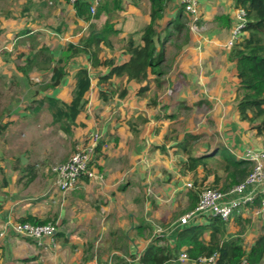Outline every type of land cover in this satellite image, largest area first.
<instances>
[{"label": "crops", "instance_id": "obj_1", "mask_svg": "<svg viewBox=\"0 0 264 264\" xmlns=\"http://www.w3.org/2000/svg\"><path fill=\"white\" fill-rule=\"evenodd\" d=\"M43 1L33 0L28 11L23 10L24 6L22 8L24 14L38 19L39 13L35 15L38 8L41 6L44 8L42 13H47L49 7L59 20L57 25L46 30L48 33L38 35V40L43 39L42 45L55 51L56 45L64 47L87 34L91 21L78 18L72 4L50 6ZM198 1L201 28L189 32L188 39L184 35L170 39L161 66L162 86L158 87L157 76L151 70L142 83L116 77L112 97L106 101L99 96L98 74L106 73L108 69L93 70L89 103L79 115L78 125L71 135L61 129L54 132L61 134L59 137L70 145L72 152L82 148L88 136L102 133L108 143V147L97 154V167L104 175L102 182L84 177L75 189L66 192L57 188L53 178L50 182L36 183L39 175L26 184L25 180L19 181L21 174L14 168L15 163H11L10 149L0 151V264H140L141 254L155 238L161 236L163 242L175 243L180 227L178 218L192 210L189 209L188 191L198 187L185 185L188 181L195 184L193 173L182 168L181 161L186 160V156L173 147L186 133L200 135L195 143L200 148L193 149L194 156L209 148L224 146L239 158L249 147L264 148V137L250 131L248 123L239 119L235 108L238 78L229 58L235 0ZM134 6L143 10V4ZM179 6V0H172L168 9L176 14ZM6 10L13 9L11 6L0 9L2 36L5 34L3 24L12 19L5 16ZM150 11L151 5L146 21L138 27L123 25L122 10L117 15L111 13L109 17L116 22L120 33L111 37L113 47H104L100 56H115L119 62L127 61L130 55L124 53V46L130 34H136L135 39L140 40L139 32L151 21ZM171 18L165 14L160 26ZM106 19L107 15H103L102 20ZM74 22L83 29L78 37L71 30ZM37 24L30 35L46 29ZM59 53L55 52L58 56ZM5 64V57L0 55V75L9 70ZM82 65L89 66L87 56L77 59L63 83L47 90L46 94L70 102L73 76ZM13 71L21 75L15 68ZM147 84L149 90L140 94L141 87ZM123 89H127V94L120 97ZM65 92L66 95L61 96L60 93ZM35 121L33 124L38 127ZM12 126L2 135L4 140ZM197 173L203 175L201 167ZM213 177L209 176L206 182L213 181ZM28 216L49 220L56 226V233L45 238L42 245L17 234L14 224ZM237 216L243 217V225L239 224ZM205 222L207 218L200 217L191 223ZM240 232L244 244L251 246L259 235L264 234V218L248 211L235 212L227 222L226 236ZM261 264H264V258Z\"/></svg>", "mask_w": 264, "mask_h": 264}, {"label": "trees", "instance_id": "obj_2", "mask_svg": "<svg viewBox=\"0 0 264 264\" xmlns=\"http://www.w3.org/2000/svg\"><path fill=\"white\" fill-rule=\"evenodd\" d=\"M51 1L61 0H44L43 3L49 5ZM130 1L138 7H141L146 1L149 2L151 21L139 32V41L135 39L136 34H130L124 46V53L130 55L127 61L119 62L115 56L105 58L100 56L104 47H113L111 37L120 33V30L116 28V22L109 16L111 13H119L123 9L124 3V0H104L94 15L91 14L90 6L86 2L78 1L73 5L77 17L89 20L91 24L87 34L82 35L78 42H69L60 48L59 56H56L50 46L41 44L34 53L31 52L26 56L23 64L17 62L15 69L24 79H29V74L36 68L52 69L49 89L56 88L63 83L65 78L70 75L71 65L77 59L87 56L89 62V66L78 67L73 76L72 100L70 102L46 94L40 99L34 100L37 102L36 106L31 105L27 109L33 110L37 114L46 107L52 118L51 123L58 126L67 135H71L73 129L78 125L79 115L89 103L88 95L92 88L91 71L108 69L106 73L98 74L101 88L99 96L106 101L112 97V84L116 77H127L130 81L142 83L147 80L148 72L151 70L157 76L158 87L162 86L163 70L161 66L166 59L167 44L171 38L179 35L189 38V32H192L189 25V14L180 5L175 16L167 20L161 27L160 22L165 18L172 0ZM33 3V0H27L23 10H30ZM238 8L246 10V22L238 41L232 45L229 56L234 63L235 74L238 78L234 96L235 108L239 119L248 123L249 130L258 137H264V0H235V9ZM4 13L7 18L14 17L11 10H6ZM103 15H107L105 21L102 20ZM31 31L24 30L21 35H30ZM147 90H149L148 84L141 87L139 92L145 94ZM126 94L127 89H123L119 96L125 97ZM10 124L11 122L0 120V137L9 129ZM91 137L92 135L84 146L91 142ZM199 138L200 135L186 133L183 139L173 146L186 156V160L181 161V166L193 173L194 186L198 187L188 191L189 209L195 208L198 204L199 187L205 185L209 176H214L210 187L228 191L243 182L253 167L251 161L243 157L237 158L224 146L209 148L200 155L194 156L192 147ZM104 148L103 142L96 146L91 165L97 169V154ZM161 148L165 150V147ZM78 150H74V152ZM213 164L214 166H211ZM200 167L203 170L202 176H198L197 173ZM14 168L21 174L19 181L25 180L26 184L33 182L39 175L37 163L26 162L22 168H19V165L15 163ZM205 217L207 218L205 223H190L180 226L174 244L163 242L164 238L161 236L155 238L141 254L140 264H191L192 260L200 256H209L214 252L219 253L218 264H236L244 258H247L250 264L262 263L264 234L259 235L254 244L246 246L241 232L237 235L226 236L227 222L221 217ZM239 218V224L243 225V217L237 216V219ZM20 222L46 224L49 223V220L28 216ZM183 252L189 256L190 261L187 263L180 260V255Z\"/></svg>", "mask_w": 264, "mask_h": 264}, {"label": "rangeland", "instance_id": "obj_3", "mask_svg": "<svg viewBox=\"0 0 264 264\" xmlns=\"http://www.w3.org/2000/svg\"><path fill=\"white\" fill-rule=\"evenodd\" d=\"M25 2L26 0H0L1 10L4 7L11 6L13 9L12 12L14 13V17L5 22L3 24L4 26L2 25L5 27L3 34L5 33L6 35L4 34V36H2L0 34V55H3L6 59L5 68H9L5 75H0V120L2 122H11L10 126L13 125L8 137L5 138V140L4 137L0 139V141L5 142L4 145L0 142V151H5L9 148V151L13 155L11 163L18 164L20 168H22L26 162L37 163L40 172L39 179L36 183L39 182V184H43L45 182H50L51 178H53V180L55 179L53 167L65 162L74 151L72 152L70 145L59 137L61 136L60 133V135L54 133L58 131L59 128L51 123V115L46 108L37 114H35L33 110L27 109L28 106H36L37 102L34 100L40 99L46 94V91L49 90L52 69L36 68L29 74V79H24L23 76H18L17 73L13 71L17 62L23 64L26 56L31 52L34 53L39 46H41L43 39L38 40V35L43 32L48 33L46 30H49L50 27L57 25L59 22V20L55 19L49 7L46 8L49 10L47 13H42L44 8L41 6L38 8V12L35 14L37 15L39 13L38 19L27 16L24 14V11H22ZM61 2L65 4L51 1L49 5H63L65 7L68 5L66 1L61 0ZM130 2V0H124L120 18L123 19H121L123 25L128 24L129 27L133 25L138 27L142 22L146 21L145 17L149 15L150 4L146 1L143 3V10H139V8L135 7ZM167 10V17H174L175 13L172 12L173 10ZM137 16H139V19H137ZM36 20H38V24ZM165 22L166 19L164 23ZM36 24L46 29L42 31L38 30V33L32 35H21L24 30L34 29ZM71 30L73 33L78 34V37L83 29L81 25L74 22V26ZM44 38L47 37L45 36ZM52 43H54V41ZM51 46H54V44ZM60 48H62L61 44L59 46L56 45L55 52L58 53ZM56 56L58 55L56 54ZM12 71L13 74L10 75ZM60 94L61 96L66 95V92ZM112 105L115 106V104ZM28 119L30 120L28 121ZM34 120L38 123V127L33 124ZM34 126L37 130H35ZM50 130L52 131L50 132ZM89 138L88 136V139ZM202 143L203 142L199 144ZM192 148L196 150L200 148V145L194 144ZM26 153H28L30 157H26ZM68 153L71 154L69 155ZM28 158L30 159L27 160ZM211 166H214V164ZM211 185L212 181H208L204 186ZM44 186H46V184H44ZM248 227H250V224Z\"/></svg>", "mask_w": 264, "mask_h": 264}, {"label": "built area", "instance_id": "obj_4", "mask_svg": "<svg viewBox=\"0 0 264 264\" xmlns=\"http://www.w3.org/2000/svg\"><path fill=\"white\" fill-rule=\"evenodd\" d=\"M74 5L78 1L86 2L90 6L92 15L96 14L98 7L104 0H66ZM180 5L190 17V28L197 32L200 30L201 11L198 0H179ZM246 22V10L238 8L235 12V26L230 45H234L241 34L242 28ZM103 142V146L108 147L101 132L92 134L91 142L74 152L65 162L54 166L55 185L61 191L66 192L75 189L80 180L84 177L91 181L104 180V175L94 165H91L95 156L96 146ZM246 158L253 163V167L246 179L230 188L228 191L210 186L200 188L198 204L191 211L178 218L177 224L183 226L196 221L200 217L219 216L222 220L228 222L235 212L248 211L253 216L264 218V148L256 149L249 147L240 158ZM189 188L194 187L192 181L185 184ZM14 230L17 234L29 237L39 245L43 244L45 237H52L56 233V226L49 222L46 224H33L30 222H17L14 224ZM219 253L214 252L209 256H200L191 261V264H218ZM182 262H189V256L186 252L180 255ZM236 264H250L247 258Z\"/></svg>", "mask_w": 264, "mask_h": 264}]
</instances>
